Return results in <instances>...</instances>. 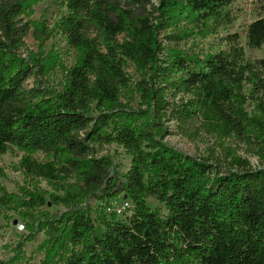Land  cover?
Instances as JSON below:
<instances>
[{
  "label": "trees",
  "instance_id": "trees-1",
  "mask_svg": "<svg viewBox=\"0 0 264 264\" xmlns=\"http://www.w3.org/2000/svg\"><path fill=\"white\" fill-rule=\"evenodd\" d=\"M41 1L0 0V155L22 153L19 205L39 215L28 217L25 241L45 236L38 263L18 246L3 264H264V167L224 148L234 137L255 143L264 161V58H247L238 33L203 57L180 50L189 26L203 38L232 26L239 0H63L56 28L75 64L49 97L24 85L47 71L44 52L18 54L32 30L24 16ZM35 30L42 46L53 36L43 24ZM245 38L264 49L263 16ZM130 63L142 78L135 91ZM195 120L224 149V168L220 157L166 141L168 123L188 134ZM114 144L131 156L126 172L98 154ZM122 195L125 218L113 209ZM17 199L0 186V207ZM49 203L64 210L51 213Z\"/></svg>",
  "mask_w": 264,
  "mask_h": 264
},
{
  "label": "rangeland",
  "instance_id": "rangeland-1",
  "mask_svg": "<svg viewBox=\"0 0 264 264\" xmlns=\"http://www.w3.org/2000/svg\"><path fill=\"white\" fill-rule=\"evenodd\" d=\"M233 9L236 21L229 28L221 30L220 34L203 38L199 34L193 33L192 28L189 26L184 31L185 38L180 46V50L187 54L196 53L203 57L209 53H215L220 48H224L219 41L220 37L238 33L242 37V44L245 47L247 58L252 60L264 58V49H250L246 45L245 38L247 26L259 16L264 17V0H239ZM66 14L67 9L63 0H43L36 3L32 11L24 16L25 21L31 22L32 30L30 35L25 38L24 46L18 51V54L26 60H31L37 56L41 57L44 52L42 58L44 66L47 68L44 74L36 73L24 85L26 87L41 86L43 95L46 97L52 96L62 90L67 72L75 64L74 51L68 46L65 36L56 28L61 18ZM39 24L45 25L52 31L53 35L43 46L35 38V27ZM169 33L170 30H163L161 37ZM127 71L133 79L132 89L135 91L136 83L142 79L141 75L131 63ZM126 97H129V94ZM126 97H124L125 101H127ZM248 111L252 113L253 107L248 106ZM168 126L171 133L166 137V141L175 148L194 157H220L223 168L230 161L227 160L224 149L218 145L215 138L206 135L204 130L200 129V121L195 120L190 124L188 134H182L175 122L168 123ZM227 147L235 149L237 154L249 160L254 168L264 167V161L258 154V147L255 143L250 144L245 140L234 137L225 142L224 148ZM98 154L112 156L123 172L128 171L130 167L131 156L115 144L105 146ZM34 157L40 161L46 160L45 155L42 153H38ZM21 158L22 153L17 150L0 155V186L7 193L18 196L16 200L18 202L0 207V264L7 263L9 259L14 257L18 246L23 248L24 254L32 258L34 263H38L44 255L39 251V245L45 239L44 234H38L32 242L25 241L30 236L28 235L26 225H30L32 221L28 217L35 216L38 218L39 215H28L19 205V201L21 200L20 189L24 186V178L20 168ZM41 186L47 190H51L46 183H42ZM148 204L152 209L160 206L153 198L148 199ZM130 207L131 202L124 195L120 196L113 203V209L121 218H125L131 214ZM46 210L56 213L63 211L64 207L52 206L49 203Z\"/></svg>",
  "mask_w": 264,
  "mask_h": 264
}]
</instances>
